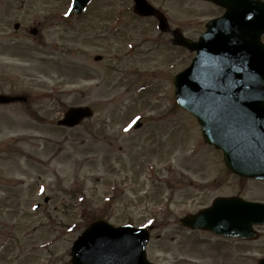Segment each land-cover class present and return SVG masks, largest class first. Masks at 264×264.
Masks as SVG:
<instances>
[{
    "label": "rangeland",
    "instance_id": "1",
    "mask_svg": "<svg viewBox=\"0 0 264 264\" xmlns=\"http://www.w3.org/2000/svg\"><path fill=\"white\" fill-rule=\"evenodd\" d=\"M70 1L0 0L14 7L0 17V90L29 97L23 113L0 108V258L67 264L72 242L102 212L112 224L152 223L154 264H257L264 227L246 243L178 224L217 196L264 200V186L228 171L175 104L173 77L193 54L137 17L131 0H92L74 17ZM149 1L168 32L192 39L221 13L201 0ZM13 21L25 40H15ZM32 26L41 27L35 36ZM74 106L91 107L93 118L57 126ZM132 116L143 127L124 128Z\"/></svg>",
    "mask_w": 264,
    "mask_h": 264
},
{
    "label": "water",
    "instance_id": "2",
    "mask_svg": "<svg viewBox=\"0 0 264 264\" xmlns=\"http://www.w3.org/2000/svg\"><path fill=\"white\" fill-rule=\"evenodd\" d=\"M90 0H73L72 14ZM226 8L211 20L197 42L177 35L173 43L196 55L174 78L175 100L196 117L203 138L222 150L226 167L247 178L264 180V3L258 0H207ZM134 12L154 16L159 29L165 19L145 0H133ZM34 32V31H33ZM24 100L0 95V103ZM92 116L86 107L70 108L59 125L74 127ZM220 237L250 239L252 227L264 225V205L240 198H218L212 206L179 221ZM148 231L129 225L114 227L98 220L71 248L72 264H151L146 260ZM264 264V260L260 262Z\"/></svg>",
    "mask_w": 264,
    "mask_h": 264
},
{
    "label": "flooded vegetation",
    "instance_id": "3",
    "mask_svg": "<svg viewBox=\"0 0 264 264\" xmlns=\"http://www.w3.org/2000/svg\"><path fill=\"white\" fill-rule=\"evenodd\" d=\"M10 9H14V7H12L10 3H3V4H1L0 5V17L1 18L6 17L8 19L9 18V13H10L9 10ZM18 9H21V8L18 7ZM16 24H17V26H15ZM12 28H13V31H14L15 40H18V41L25 40V33L27 31V28L24 27L22 25V23H20L18 21H13L12 22ZM33 28L36 29V34H38L39 31H41V27H39V26H32V27H30L28 29V33H30V30H32ZM178 32L179 31L177 29H173L171 31V33L167 31L165 33V35L166 34L167 35L168 34L169 35L170 34L173 35V34H176ZM261 40L264 43V37H262ZM168 45H170V41H169V43H167V46ZM19 47H21V46H19ZM6 78H7V74H6ZM0 89H1V87H0ZM0 94H6V93H4L2 90H0ZM10 94L11 95H24V96L27 97V99L24 102L16 101V102H13V103H8V104H0V108H5V107L12 106V107H14L16 109L18 108L19 109V112L21 111V113L25 112L27 103L29 101V97L24 92H18V91L14 92V93H10ZM137 120L140 121L141 127H143V122H142L143 119H140V118H135V119L132 118L131 119V121L133 123L134 122L136 123ZM246 183H256V184H258V185L253 184V186L255 187V190H258L260 187H262V185L264 186V181L263 180H248V179H246ZM47 200L48 199H46V201ZM246 200L256 201V202H263L264 203V200L263 199H259V198L246 199ZM46 201L44 200L45 203H46ZM39 209H40V205H38L37 210H39ZM7 212L10 214V211H7ZM93 217L94 218H103V214H102V212H100L99 214H97V215H95ZM92 220H94V219H92ZM92 220H90L88 222L90 223ZM151 227H152V231H153L154 225H151ZM261 227H264V226H258V225L257 226H254L253 229L255 231V237L253 239H251V240H246V243L253 242V241L255 242V241L260 240L261 236H263V235H261V231H260V228ZM246 245H248V244H246ZM262 258H264V252H262ZM262 258H259L257 260V264L260 261V259H262ZM2 260H3V258H0V264H6V260H3V261ZM8 264H44V263H40V262L38 263L37 262V258H35V259H30V258L29 259H25V258H19V259H17V258H15V260L8 262ZM49 264H52V263H49ZM67 264H69V263H67Z\"/></svg>",
    "mask_w": 264,
    "mask_h": 264
}]
</instances>
